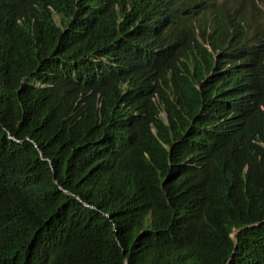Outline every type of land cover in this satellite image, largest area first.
Returning <instances> with one entry per match:
<instances>
[{"label": "trees", "instance_id": "obj_1", "mask_svg": "<svg viewBox=\"0 0 264 264\" xmlns=\"http://www.w3.org/2000/svg\"><path fill=\"white\" fill-rule=\"evenodd\" d=\"M233 1L0 0V264H264V28Z\"/></svg>", "mask_w": 264, "mask_h": 264}, {"label": "rangeland", "instance_id": "obj_2", "mask_svg": "<svg viewBox=\"0 0 264 264\" xmlns=\"http://www.w3.org/2000/svg\"><path fill=\"white\" fill-rule=\"evenodd\" d=\"M243 1L246 0H234L233 4L235 7V4H242ZM252 5L250 6V12L255 16L253 18H256V23L258 25L264 26V0H249ZM238 10H241L240 8ZM55 182H58L56 178H54Z\"/></svg>", "mask_w": 264, "mask_h": 264}, {"label": "clouds", "instance_id": "obj_3", "mask_svg": "<svg viewBox=\"0 0 264 264\" xmlns=\"http://www.w3.org/2000/svg\"><path fill=\"white\" fill-rule=\"evenodd\" d=\"M252 20H253V22H255V24L252 25V28H259V29L264 28V26L258 25V24L256 23V18H253V17H252ZM48 164H49V166L51 167L49 160H48ZM52 181H53L54 183H56L58 187H60L59 184H58V182H55V181H54V178L52 179Z\"/></svg>", "mask_w": 264, "mask_h": 264}, {"label": "water", "instance_id": "obj_4", "mask_svg": "<svg viewBox=\"0 0 264 264\" xmlns=\"http://www.w3.org/2000/svg\"><path fill=\"white\" fill-rule=\"evenodd\" d=\"M124 263L127 264L126 259H124Z\"/></svg>", "mask_w": 264, "mask_h": 264}]
</instances>
